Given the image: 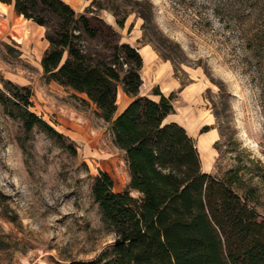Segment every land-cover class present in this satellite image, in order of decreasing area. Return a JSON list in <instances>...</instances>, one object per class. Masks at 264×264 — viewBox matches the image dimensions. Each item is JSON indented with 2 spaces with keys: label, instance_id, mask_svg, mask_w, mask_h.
I'll use <instances>...</instances> for the list:
<instances>
[{
  "label": "rangeland",
  "instance_id": "obj_1",
  "mask_svg": "<svg viewBox=\"0 0 264 264\" xmlns=\"http://www.w3.org/2000/svg\"><path fill=\"white\" fill-rule=\"evenodd\" d=\"M64 1L76 12L91 8L138 49L142 91L172 95L166 121L192 137L202 170L236 175L231 188L264 217V0ZM44 31L0 3V88L7 80L28 86L29 109L67 137L62 145L36 127L26 133L0 103V264L97 256L114 234L93 201L92 178L107 172L116 192L129 182L110 123L84 94L43 73ZM117 101L116 114L128 101L121 86Z\"/></svg>",
  "mask_w": 264,
  "mask_h": 264
},
{
  "label": "trees",
  "instance_id": "obj_2",
  "mask_svg": "<svg viewBox=\"0 0 264 264\" xmlns=\"http://www.w3.org/2000/svg\"><path fill=\"white\" fill-rule=\"evenodd\" d=\"M0 3L44 27L43 73L84 94L82 100L110 123L113 142L125 154L126 189L114 191L105 171L90 186L113 243L93 258L63 264H264V217L231 188L236 175L221 180L202 170L192 137L165 120L174 111L171 94L157 87L151 96L140 94L143 59L136 47L121 41L91 8L76 12L64 0ZM124 21L125 15L116 17L118 26ZM119 86L132 100L116 114ZM4 89V112L21 121L26 133L36 127L64 144L67 137L29 109L28 86L7 80Z\"/></svg>",
  "mask_w": 264,
  "mask_h": 264
},
{
  "label": "crops",
  "instance_id": "obj_3",
  "mask_svg": "<svg viewBox=\"0 0 264 264\" xmlns=\"http://www.w3.org/2000/svg\"><path fill=\"white\" fill-rule=\"evenodd\" d=\"M29 21H31V20H29ZM32 22V21H31ZM34 23V22H33ZM35 24V23H34ZM37 25V24H36ZM39 28H43V31H44V27L43 26H39V25H37ZM160 91L163 93V94H165L164 92H163V90H161L160 89ZM124 93V92H123ZM140 94L141 95H147L146 94V92H143L142 91V86L140 87ZM124 95H125V97L128 99V101L125 103V105H124V107L121 109V111L127 106V104L132 100V98L131 97H129V96H127L125 93H124ZM120 111V112H121ZM166 120V119H165Z\"/></svg>",
  "mask_w": 264,
  "mask_h": 264
}]
</instances>
